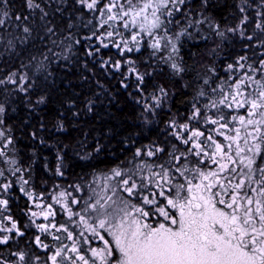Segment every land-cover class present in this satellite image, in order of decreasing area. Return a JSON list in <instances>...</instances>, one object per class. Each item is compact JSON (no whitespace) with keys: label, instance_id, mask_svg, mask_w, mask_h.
Wrapping results in <instances>:
<instances>
[{"label":"snow or ice","instance_id":"6c2138e0","mask_svg":"<svg viewBox=\"0 0 264 264\" xmlns=\"http://www.w3.org/2000/svg\"><path fill=\"white\" fill-rule=\"evenodd\" d=\"M0 264H264V0H0Z\"/></svg>","mask_w":264,"mask_h":264},{"label":"trees","instance_id":"16d2710c","mask_svg":"<svg viewBox=\"0 0 264 264\" xmlns=\"http://www.w3.org/2000/svg\"><path fill=\"white\" fill-rule=\"evenodd\" d=\"M105 54H108V53H105ZM105 83H109V80H105ZM111 86H112V85L109 83V87H111ZM118 107H119V105H118ZM106 111H107L106 108L101 107V109H100V112H101V113H104V112H106ZM113 111H115V109H113ZM98 114H99V113H98ZM102 120L106 121L108 124H110V125H112V126H116V125H115V122L112 121V119H111L109 116H107V115L103 116V117H102ZM23 143H24V144H28L27 141H23ZM43 156H48L50 160L54 161V149H52L51 151H49L48 149H42V150L40 151V157H41V158L37 159V160L35 161V163H34V167H35V169H36L37 171H43V170H44V169H43L44 160L42 159ZM53 166H54V165H53Z\"/></svg>","mask_w":264,"mask_h":264}]
</instances>
